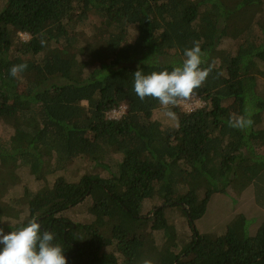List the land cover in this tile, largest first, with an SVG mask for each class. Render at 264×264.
Segmentation results:
<instances>
[{
  "label": "trees",
  "instance_id": "obj_1",
  "mask_svg": "<svg viewBox=\"0 0 264 264\" xmlns=\"http://www.w3.org/2000/svg\"><path fill=\"white\" fill-rule=\"evenodd\" d=\"M193 41L213 68L195 90L202 106L169 118L138 98L133 74L171 71ZM233 114L252 126L229 127ZM247 188L264 212V0H0L5 233L36 219L67 264H164L168 253L171 264H264V218L251 234L239 215L215 240L195 225L214 195Z\"/></svg>",
  "mask_w": 264,
  "mask_h": 264
},
{
  "label": "clouds",
  "instance_id": "obj_2",
  "mask_svg": "<svg viewBox=\"0 0 264 264\" xmlns=\"http://www.w3.org/2000/svg\"><path fill=\"white\" fill-rule=\"evenodd\" d=\"M42 46L45 44L41 40ZM193 46L185 48L181 65L174 66L171 71H153L145 74L139 67L134 72V92L143 101L151 97L159 101L169 118H175L172 107L190 103L195 90L202 87L213 68L211 65L202 67L205 53L199 41H193ZM26 63L13 65L10 69L12 77H18L27 69ZM250 115L233 114L228 120V126L245 130L252 126ZM5 222V221H0ZM55 234L43 229L41 224L32 219L26 225L5 233L0 228V264H67L62 247L53 243ZM143 264H152L145 260Z\"/></svg>",
  "mask_w": 264,
  "mask_h": 264
},
{
  "label": "rangeland",
  "instance_id": "obj_3",
  "mask_svg": "<svg viewBox=\"0 0 264 264\" xmlns=\"http://www.w3.org/2000/svg\"><path fill=\"white\" fill-rule=\"evenodd\" d=\"M193 16V9L189 8L186 12V18L191 20ZM21 39H26V35H20ZM202 103L199 99L193 97L190 103H181L179 104L180 111L188 112L197 108H200ZM123 110L118 108L107 113L106 117L111 120L119 119ZM161 112H157L155 116H159ZM164 113L161 115L163 116ZM48 165V161H46ZM80 167L79 169H81ZM77 169L76 171H78ZM4 208L10 209V205L5 204ZM152 208L149 204H146L143 210V217L148 215V212ZM264 212L259 209V207L254 202V197L252 194V189L247 188L241 196L238 198L233 197L231 194L214 195L213 198L209 201L205 214L198 220L195 221L196 228L199 233L200 238L215 240L225 232L227 226L232 225L238 221L239 215H242L246 219L245 224H248V229L251 234H254L258 228V223L264 218ZM6 215V214H4ZM3 215V216H4ZM127 217V225L129 229L137 230L140 227L145 228V231H148V224L142 220H134ZM165 218H169L170 221L174 222V225L184 230V219L182 220L181 214L166 213ZM181 218V220H180ZM182 221V222H181ZM247 227V226H246ZM174 228V229H177ZM175 231H172L173 233ZM176 233V232H175ZM157 239L166 237L167 235L164 231H159L155 234ZM172 257L170 253L164 259V264H171ZM106 264H114L115 259L113 257L106 258Z\"/></svg>",
  "mask_w": 264,
  "mask_h": 264
},
{
  "label": "built area",
  "instance_id": "obj_4",
  "mask_svg": "<svg viewBox=\"0 0 264 264\" xmlns=\"http://www.w3.org/2000/svg\"><path fill=\"white\" fill-rule=\"evenodd\" d=\"M200 107H201V106H200ZM119 108H121V109L123 110V112H124V111H125V109H126V108H125V106H123V105H122V106H120Z\"/></svg>",
  "mask_w": 264,
  "mask_h": 264
}]
</instances>
